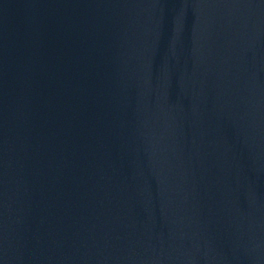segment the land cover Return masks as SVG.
Listing matches in <instances>:
<instances>
[{"label": "water", "instance_id": "95a60500", "mask_svg": "<svg viewBox=\"0 0 264 264\" xmlns=\"http://www.w3.org/2000/svg\"><path fill=\"white\" fill-rule=\"evenodd\" d=\"M0 264H264V0H0Z\"/></svg>", "mask_w": 264, "mask_h": 264}]
</instances>
